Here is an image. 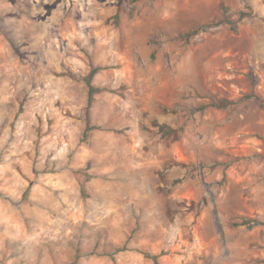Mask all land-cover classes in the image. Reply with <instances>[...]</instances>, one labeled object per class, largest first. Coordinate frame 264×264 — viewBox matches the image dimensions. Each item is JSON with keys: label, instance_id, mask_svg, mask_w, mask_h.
I'll return each instance as SVG.
<instances>
[{"label": "rangeland", "instance_id": "rangeland-1", "mask_svg": "<svg viewBox=\"0 0 264 264\" xmlns=\"http://www.w3.org/2000/svg\"><path fill=\"white\" fill-rule=\"evenodd\" d=\"M152 256L264 264V0H0V264Z\"/></svg>", "mask_w": 264, "mask_h": 264}, {"label": "trees", "instance_id": "trees-1", "mask_svg": "<svg viewBox=\"0 0 264 264\" xmlns=\"http://www.w3.org/2000/svg\"><path fill=\"white\" fill-rule=\"evenodd\" d=\"M100 70H101V68L92 69V71L90 72V74H89V76H88V78L86 80L87 84H88V87H89V105H91L92 102L94 101V96L101 91L99 88H96L93 85V79L99 73ZM89 123H90L89 122V118H87V131H89L91 129L89 127ZM151 258L153 259L155 264H158V257L157 256H152Z\"/></svg>", "mask_w": 264, "mask_h": 264}]
</instances>
